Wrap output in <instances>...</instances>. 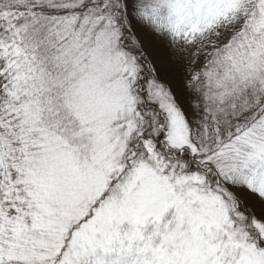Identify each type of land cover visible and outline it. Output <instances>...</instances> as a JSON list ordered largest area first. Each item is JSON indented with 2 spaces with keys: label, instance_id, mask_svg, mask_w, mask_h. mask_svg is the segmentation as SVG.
Segmentation results:
<instances>
[{
  "label": "snow or ice",
  "instance_id": "6c2138e0",
  "mask_svg": "<svg viewBox=\"0 0 264 264\" xmlns=\"http://www.w3.org/2000/svg\"><path fill=\"white\" fill-rule=\"evenodd\" d=\"M0 264H264V0H0Z\"/></svg>",
  "mask_w": 264,
  "mask_h": 264
}]
</instances>
